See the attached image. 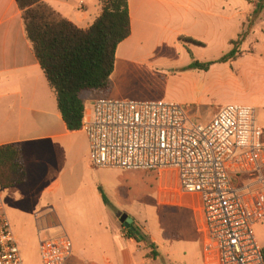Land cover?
<instances>
[{
  "label": "crops",
  "instance_id": "1",
  "mask_svg": "<svg viewBox=\"0 0 264 264\" xmlns=\"http://www.w3.org/2000/svg\"><path fill=\"white\" fill-rule=\"evenodd\" d=\"M44 2L84 30L102 13L100 0ZM128 3L131 35L117 49L115 68L110 78L112 89L108 98L113 97L115 100H126L122 86L130 71L156 75L154 68L158 60L153 52L147 51L150 40L172 35L177 42V49L185 50L180 38H190L207 45V41L203 40L208 36L190 32L184 27L187 24L196 25L195 28L211 27V34L215 28L213 37L220 35L219 24H225L230 27L226 37H223L229 52L232 50L231 42L237 40L248 25L249 33L254 30L249 19L254 13L256 2L128 0ZM256 22H262V13L254 20ZM244 42L245 39L240 46L242 56L239 58L244 56ZM161 45L158 43V46ZM253 49L256 51L255 46ZM190 64L175 70L177 72L171 76L195 89L201 88L205 82L202 74L206 72L187 70ZM90 96L96 98L87 95V110V103L92 101L89 100ZM216 114L213 112L206 123ZM5 145H15L21 149L27 175L21 185L2 191L6 213L22 255L24 248H36L39 253L42 239L66 235L73 241L74 247L69 264H137V252L147 249V244L129 238L126 228L122 231L120 217L123 212H119V219L115 220L114 213L110 211L111 208L122 211L133 200L135 177L129 175L132 173L130 171L95 169L91 166L87 135L82 130H68L59 111L56 94L27 38L23 13L16 0H0V146ZM157 178L159 203L191 209L197 220L198 232L201 233L203 215L199 197L182 191L178 176L173 171L157 174ZM104 199L108 200L109 205ZM86 229L106 239L107 246L101 249L103 255L100 262L94 263L91 249L85 253L84 244L87 240H84L83 245L80 242ZM145 232L157 247L155 239ZM83 247L85 254L80 252Z\"/></svg>",
  "mask_w": 264,
  "mask_h": 264
},
{
  "label": "built area",
  "instance_id": "2",
  "mask_svg": "<svg viewBox=\"0 0 264 264\" xmlns=\"http://www.w3.org/2000/svg\"><path fill=\"white\" fill-rule=\"evenodd\" d=\"M81 130L93 167L177 174L182 191L199 197L206 264H264L255 225L264 220V128L255 110L222 107L206 124L165 102L97 98ZM0 184V264H26L6 213ZM64 235L39 243L41 264H69Z\"/></svg>",
  "mask_w": 264,
  "mask_h": 264
},
{
  "label": "rangeland",
  "instance_id": "3",
  "mask_svg": "<svg viewBox=\"0 0 264 264\" xmlns=\"http://www.w3.org/2000/svg\"><path fill=\"white\" fill-rule=\"evenodd\" d=\"M219 26L221 28L218 37L212 36L215 28L211 34V27L205 29L195 28L196 25L190 24L184 26L194 34H208L203 40L207 41V45L202 43L204 47L180 43L185 50H179L173 36L168 34L161 39L150 40L147 51L153 52L158 60L154 68L156 75L136 70L130 71L122 86V90L126 93V100L165 101L179 104L188 111L189 125L205 124L213 112L217 113L222 107L229 104H240L254 109L256 126L264 128V11L262 12V22H252L253 32L249 33V25L244 32L245 42L242 47L244 56L231 64L213 65L210 72L202 74L205 82L203 85L201 84V88L195 89L186 85L184 81L171 76L177 72L175 70L192 62L188 50L193 54V58L201 63L216 61L228 52L229 46L223 42V37H226L230 27L225 24H219ZM158 43H162V45L158 46ZM254 46L256 51L253 49ZM95 99L92 96L89 98L90 101L92 100L91 102ZM91 102L87 103L86 114L89 116L92 111ZM130 172L132 173L129 175L135 177L133 178L135 180L133 200L122 211L113 208L110 211L114 213L115 220L119 219L121 212H123L122 215L126 214L131 217L134 220V228L147 231L155 239L159 249L157 258L150 254L151 250L148 247V250H139L136 254V263L204 264V237L198 232L194 212L188 208L168 207L159 203L157 194L159 181L156 173ZM140 172L144 175H139L142 174ZM261 224L262 229L260 228ZM120 226L124 231L125 226L122 223ZM116 229L118 232L117 223ZM254 229L256 238L264 250V220L255 225ZM95 235L92 230L86 229L80 242L83 245L84 240H87L84 244L86 246L85 253L91 249L94 263H97L102 261L103 250L101 249H104L107 244L103 235L99 233H95ZM23 250L26 264H41L36 248H24ZM80 252L85 254L84 247ZM112 264L118 263L112 262Z\"/></svg>",
  "mask_w": 264,
  "mask_h": 264
},
{
  "label": "trees",
  "instance_id": "4",
  "mask_svg": "<svg viewBox=\"0 0 264 264\" xmlns=\"http://www.w3.org/2000/svg\"><path fill=\"white\" fill-rule=\"evenodd\" d=\"M45 0H16L23 13L27 38L34 54L57 97L58 108L68 130L80 131L83 124L88 94L108 98L115 68L116 52L131 35L128 0H100L101 15L88 29H80L49 8ZM256 2L249 22L264 11V0ZM245 33L231 42L232 50L212 62L192 59L187 70L208 72L215 64H226L242 56L240 46ZM184 44L204 45L190 38H180ZM22 151L15 145L0 146V184L2 189L21 185L26 181ZM109 205L108 200L104 199ZM126 228V235L138 243H146L154 258L157 247L141 229ZM138 232V234H137Z\"/></svg>",
  "mask_w": 264,
  "mask_h": 264
},
{
  "label": "water",
  "instance_id": "5",
  "mask_svg": "<svg viewBox=\"0 0 264 264\" xmlns=\"http://www.w3.org/2000/svg\"><path fill=\"white\" fill-rule=\"evenodd\" d=\"M120 222L125 226V228H127V229L130 228L132 231H136V229L133 226L134 220L131 217H129L128 215H126V214L122 215L120 217ZM137 234H138V232H137Z\"/></svg>",
  "mask_w": 264,
  "mask_h": 264
}]
</instances>
